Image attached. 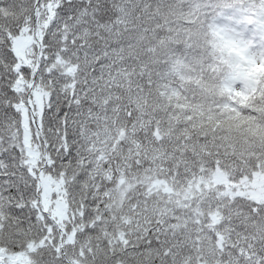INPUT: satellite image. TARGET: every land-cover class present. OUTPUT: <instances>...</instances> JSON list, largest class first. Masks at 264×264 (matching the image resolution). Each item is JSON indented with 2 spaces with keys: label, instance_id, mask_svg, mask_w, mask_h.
Here are the masks:
<instances>
[{
  "label": "snow or ice",
  "instance_id": "obj_1",
  "mask_svg": "<svg viewBox=\"0 0 264 264\" xmlns=\"http://www.w3.org/2000/svg\"><path fill=\"white\" fill-rule=\"evenodd\" d=\"M0 264H264V0H0Z\"/></svg>",
  "mask_w": 264,
  "mask_h": 264
}]
</instances>
